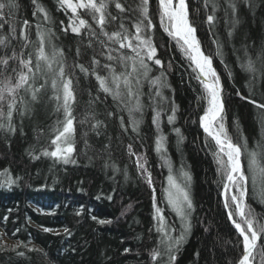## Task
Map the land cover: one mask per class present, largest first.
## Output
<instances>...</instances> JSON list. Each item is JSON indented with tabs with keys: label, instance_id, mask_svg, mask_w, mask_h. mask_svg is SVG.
<instances>
[{
	"label": "trees",
	"instance_id": "1",
	"mask_svg": "<svg viewBox=\"0 0 264 264\" xmlns=\"http://www.w3.org/2000/svg\"><path fill=\"white\" fill-rule=\"evenodd\" d=\"M17 3L19 8L14 10V15L4 10L5 15L0 18L4 28L0 32L6 33L10 26H15L19 34L23 21L27 20L30 25L27 29L31 41L29 50H34L38 46L36 25L50 28L54 33L53 44L63 50L66 73L73 77L79 101L73 114L79 121L90 110L89 93L99 96L100 102L94 105L93 110L105 127L100 128L97 135L89 125L77 123V151L73 155L76 162L68 164L41 154L45 148L51 151L54 147L50 143L54 136L52 128L58 118L62 119V116L52 113V105L42 109L36 117L25 119L22 132L18 130L7 135L0 132V173L7 172L16 180L9 187L3 183L6 177L0 175V229L11 241H3L0 237V264H155L149 256V250L156 247L159 239L152 187L140 175L136 156L129 155V144L133 152L143 154L147 160L146 167L155 188V202L163 209L167 225L174 229L171 232L173 237L180 235L182 222L168 206L165 197L169 169L178 183H183L182 171L191 175L188 187L194 206L190 217L191 230L175 252L174 264H236L242 255V237L228 219V209L224 207L225 178L217 171L212 154L214 142L206 138L199 124V116L206 107V102L198 99L203 89L177 41L161 27L158 0H150L149 11L155 26L150 34L157 47V58L162 60L164 67L162 69L151 61L148 63L149 77L154 78L164 72L169 85L162 90L168 100L160 105L163 110L160 129L167 137L164 144L167 163L162 158L165 153L156 151L158 132L152 124L153 112L147 98V94L154 91L150 84L147 81L143 84L145 95L141 100L145 108L139 132L134 133L127 111L118 108L111 96L99 91L94 76L86 77L78 67H74L82 64L91 72L93 55L102 64L106 59L100 55L102 49L98 44L93 42V46L88 47L86 32L82 31L78 36L70 29L67 32L62 30L68 25L70 11L65 14L58 0H36L47 11L50 17L47 21L33 0H17ZM218 3L220 7L215 13L218 23L211 29L205 22L211 10L204 9L201 0H189L190 18L195 21L196 35L202 48L206 55L213 56V66L220 75L229 134L235 140L239 127L251 151L258 141H264V125L260 123L259 110L248 100L241 99V96H248L253 87L250 84L252 76L241 67V63L245 58V45L255 43V48L248 50L253 58L264 45V0H248L247 4L237 0L238 23L235 28L230 25V17L225 16V0H218ZM197 8H200L199 12L195 11ZM78 11L81 18L97 28L87 13ZM112 11L115 14V10ZM126 27L134 32L131 25L126 24ZM117 28V24H111L106 30L111 32ZM229 31H232L231 37L227 35ZM216 37L224 43L220 56L215 55L217 45L213 40ZM78 48L81 52L79 57L76 55ZM98 71L100 75L106 74L103 70ZM250 98L264 102V87L257 83ZM173 100L177 106L176 120L169 124L167 116L171 114L170 101ZM107 111L114 112V117L109 118ZM121 115L128 127L126 133L120 127ZM14 123L19 128V117L14 118ZM173 128L181 130L182 142H178ZM40 129H43L42 133ZM85 139L89 145L87 149ZM105 145H108V151H104ZM33 156L39 158L33 159ZM242 162L250 177L246 202L253 209V215L264 223V192L259 183H252L251 174L247 173V155L242 157ZM108 196H112V200ZM81 206L84 210L76 215ZM122 211L124 215H121ZM92 216L112 223L99 224ZM64 228H68L71 235L64 233ZM126 248L130 251L125 252ZM21 252L23 255H19ZM165 261L167 257L161 264Z\"/></svg>",
	"mask_w": 264,
	"mask_h": 264
},
{
	"label": "snow or ice",
	"instance_id": "2",
	"mask_svg": "<svg viewBox=\"0 0 264 264\" xmlns=\"http://www.w3.org/2000/svg\"><path fill=\"white\" fill-rule=\"evenodd\" d=\"M58 2L65 14H68L69 11L71 13L68 17L67 27L62 30L67 32L70 29L78 36L82 34V31L86 32L89 41L88 47L91 48L95 42L102 49L100 55L106 59V62L102 64L100 59L93 55L91 72L82 64H77L74 67H78L86 77L94 76L99 91L106 96H111L118 108L127 111L131 130L134 133L139 132L145 108L141 100V97L145 95L143 92L144 82L147 81L154 89L147 94L148 106L152 108V124L158 132L155 141L156 151L165 153L162 158L167 163L166 149L164 148L167 137L160 129L163 111L160 105L168 100L162 90L169 85L164 72H161L160 76L149 77V61L162 69L164 67L162 60L157 58V47L150 34L155 27L149 11L150 0H131V2L130 0H58ZM240 2L247 4L248 0H240ZM225 3V16L226 18L230 17V25L235 28L238 23L237 0H225ZM33 4L36 5L39 12L44 14V19L50 21L44 7L37 4L36 0H33ZM201 5L204 9L211 10V14L206 15L205 21L211 29L218 23V18L215 15L220 7L218 0H201ZM18 8L17 0H0V18L5 15V9L8 10L9 15H14V10ZM112 9L115 10V14ZM78 10L87 13L97 28L94 29L87 20L81 18ZM158 11L161 27L177 41V45L190 62L189 66L196 73L195 79L203 89V94L198 99H203L206 102V107L203 109L202 115L199 116V124L206 138H210L214 142L215 151L212 154L217 164V171L225 178L223 184L224 207L228 209V219L239 237H242V241H240L243 245L242 255L236 264H253L254 261L256 264H264V243H261L264 240V223L259 222L253 215V209L246 202L250 177L246 174L245 165L242 162V157L247 155V173L251 174L252 183H259L261 191L264 192V141H258L256 148L249 151L248 140L240 134L239 127L236 129L235 140L229 134L225 124L223 85L220 75L213 66V56L205 55L197 38L195 21L190 18L189 0H158ZM195 11L199 12L200 8ZM33 15L35 16L36 12ZM60 24L63 25L64 22L61 21ZM111 24H117V30L107 31V27ZM126 24L131 25L134 32L130 31ZM29 27V22L24 20L19 34H17L15 26H10L6 33L0 32V132L6 135L15 134L18 130L22 132L25 119L36 117L42 109L52 105V113L58 117L62 116V119L58 118L52 128L54 136L50 143L54 147L51 151L45 148L41 154L65 164L75 163L73 155L77 151L76 124L89 125L97 135L100 134L99 129L105 127L104 122L97 119V113L93 110L94 105L100 102V97L92 96L89 93L90 110L77 121L73 109L79 101L74 89L73 77L65 70L63 50L57 49L53 44V31L50 28H41L39 24L36 25L38 46L34 50H29L31 49V41L27 32ZM3 28L4 25L0 24V29ZM227 35L231 37L232 31H229ZM13 41L16 42L15 45ZM213 42L217 45L215 55H222L223 41L216 37ZM250 47L255 48V43L244 46L245 58L241 67L251 74L250 84L253 87L250 88L249 95L241 96V99L248 100L259 110L260 123L264 125V102L250 98L255 92L257 83L264 87V45H261L256 51L254 58L249 55ZM125 50L128 52L126 53ZM76 55L78 57L81 55L79 48ZM98 69L103 70L106 74L100 75ZM237 95L240 93L237 92ZM170 103L171 114L167 116V122L174 124L177 106L174 100ZM106 114L109 118L115 115L111 111H107ZM137 116L140 118L137 119ZM15 117H19V128L14 123ZM119 122L121 129L126 133L128 127L125 126L122 115L119 117ZM173 131L178 137V142H182L184 137L181 130L173 128ZM40 132L42 133L43 129H40ZM84 135L87 136V133ZM84 145L86 149L89 147L86 139ZM104 151H108V145L104 146ZM128 153L130 156H136V166L140 175L152 187L154 219L157 221L156 231L159 233V239L156 247L149 250L150 259L155 264H161L164 257H167L165 264H174L175 252L179 250L186 234L191 230L190 217L194 211L188 190L191 175L187 171H182L183 183H178L171 168L169 169L165 197L168 206L182 222L180 235L173 237L171 232L174 229L167 225L163 209L158 207L155 202V188L151 173L146 167V158L143 154L137 155L133 152L131 144L128 145ZM38 158V156H33V159ZM112 167L115 168V165ZM116 170L119 171V169ZM0 175L6 177L3 183L7 186L11 187L16 183V180L9 177L7 172L0 173ZM107 198L112 200V196ZM83 210V206H81L76 215H80ZM124 214L125 212L122 211L121 215ZM4 219L7 220V217ZM92 219L99 224L112 223L111 220L98 219L96 216H92ZM44 231L51 230L44 229ZM63 231L71 235L68 228H64ZM124 251L130 250L126 248ZM19 255H23V253L21 252Z\"/></svg>",
	"mask_w": 264,
	"mask_h": 264
},
{
	"label": "rangeland",
	"instance_id": "3",
	"mask_svg": "<svg viewBox=\"0 0 264 264\" xmlns=\"http://www.w3.org/2000/svg\"><path fill=\"white\" fill-rule=\"evenodd\" d=\"M0 237L3 241H6V242H11L5 235L4 233L2 232V230L0 229Z\"/></svg>",
	"mask_w": 264,
	"mask_h": 264
},
{
	"label": "bare ground",
	"instance_id": "4",
	"mask_svg": "<svg viewBox=\"0 0 264 264\" xmlns=\"http://www.w3.org/2000/svg\"><path fill=\"white\" fill-rule=\"evenodd\" d=\"M203 49V48H202ZM204 50V49H203ZM204 53H205V51H204ZM205 55H206V53H205Z\"/></svg>",
	"mask_w": 264,
	"mask_h": 264
}]
</instances>
